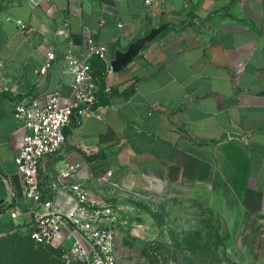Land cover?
Segmentation results:
<instances>
[{"label":"crops","instance_id":"obj_1","mask_svg":"<svg viewBox=\"0 0 264 264\" xmlns=\"http://www.w3.org/2000/svg\"><path fill=\"white\" fill-rule=\"evenodd\" d=\"M143 1L0 0V61L10 86L0 89V201L22 213H0V236L27 234L33 206L15 162L23 135L15 102L71 95L64 59L69 48L89 57L84 31L114 59L165 23L119 73L90 58L96 81L113 86L111 108L73 120L59 153L42 163L43 186L75 165L79 182L106 201L110 192L97 189L109 174L153 197H203L239 228L229 254L264 264V0H157L148 10ZM15 20L28 28L21 32ZM48 51L56 59L41 77Z\"/></svg>","mask_w":264,"mask_h":264},{"label":"built area","instance_id":"obj_2","mask_svg":"<svg viewBox=\"0 0 264 264\" xmlns=\"http://www.w3.org/2000/svg\"><path fill=\"white\" fill-rule=\"evenodd\" d=\"M156 1L144 0L143 6L148 10ZM15 21L21 32L28 28L24 22ZM83 39L89 57L78 55L69 48L64 59V74L72 80L69 97L53 92L44 103L26 96L15 102L14 115L23 130L22 145L15 162L22 179L23 194L33 202L25 214L30 240L39 246H52L67 239L70 240L68 254L82 264H117L115 215L100 202V197L79 182V167L68 165L62 169L49 183V189H45L41 177L43 161L59 153L66 143L65 131L74 119L101 117L111 108L113 86L100 85L96 81L90 58H99L109 74L113 73V59L107 48L99 45L88 31H84ZM55 59V53L48 51L47 61L38 71L41 77L47 75ZM3 68L0 61V89L9 91V83L2 75ZM102 180L100 185H104L107 178ZM97 192L103 194L100 188ZM4 211H10L13 219L22 214L0 201V213Z\"/></svg>","mask_w":264,"mask_h":264},{"label":"rangeland","instance_id":"obj_3","mask_svg":"<svg viewBox=\"0 0 264 264\" xmlns=\"http://www.w3.org/2000/svg\"><path fill=\"white\" fill-rule=\"evenodd\" d=\"M109 178L108 175L99 188L104 194V190L110 192L112 200L101 201L100 197V202L107 205L116 218L117 264H144L141 261L144 250L158 248L160 243L172 249L175 238L183 239L197 231L204 238L217 234L227 237L231 245L227 253L234 263L255 264L249 259L241 262L229 254V249L238 243L239 228L230 227L220 214L212 212L205 198L153 197L123 180L118 185ZM108 184L110 186L104 187ZM69 247L70 240L39 246L23 233L0 240L3 252L0 264H82L68 254Z\"/></svg>","mask_w":264,"mask_h":264},{"label":"trees","instance_id":"obj_4","mask_svg":"<svg viewBox=\"0 0 264 264\" xmlns=\"http://www.w3.org/2000/svg\"><path fill=\"white\" fill-rule=\"evenodd\" d=\"M99 61L106 70V65ZM227 239L220 234L204 238L200 232H193L183 239L175 238L172 249L160 243L158 248L144 250L141 261L144 264H236L228 256L231 245Z\"/></svg>","mask_w":264,"mask_h":264},{"label":"water","instance_id":"obj_5","mask_svg":"<svg viewBox=\"0 0 264 264\" xmlns=\"http://www.w3.org/2000/svg\"><path fill=\"white\" fill-rule=\"evenodd\" d=\"M168 27L169 25L164 23L159 27L152 28L147 35L133 42L126 51L118 52L111 61L112 72L119 73L124 70Z\"/></svg>","mask_w":264,"mask_h":264}]
</instances>
